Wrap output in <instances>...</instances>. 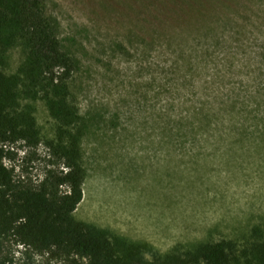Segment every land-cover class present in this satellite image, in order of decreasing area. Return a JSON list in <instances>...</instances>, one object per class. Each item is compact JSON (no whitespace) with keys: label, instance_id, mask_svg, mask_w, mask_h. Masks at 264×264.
<instances>
[{"label":"rangeland","instance_id":"rangeland-1","mask_svg":"<svg viewBox=\"0 0 264 264\" xmlns=\"http://www.w3.org/2000/svg\"><path fill=\"white\" fill-rule=\"evenodd\" d=\"M47 11L75 65L48 91L72 115L23 93L13 106L41 141L6 163L36 182L53 164L44 141L73 142L85 170L75 220L161 253L225 239L242 259L264 239V0H47ZM8 51L6 70L22 69L26 50ZM3 256L70 264L14 242Z\"/></svg>","mask_w":264,"mask_h":264},{"label":"trees","instance_id":"trees-1","mask_svg":"<svg viewBox=\"0 0 264 264\" xmlns=\"http://www.w3.org/2000/svg\"><path fill=\"white\" fill-rule=\"evenodd\" d=\"M16 43L26 50L27 62L22 69L7 71L8 50ZM74 70L47 0H0V264L10 260L3 256L7 242L33 254L65 255L70 264H264V239L242 259H235L234 246L225 239L161 253L147 243L130 242L75 220L85 170L73 142L44 141L53 164L38 181L15 173L6 160L14 159L16 145L35 146L41 138L32 114L15 109L14 103L42 91L51 106L54 103L56 117L64 120L72 115L61 109L64 96L56 91L51 95L48 86H61Z\"/></svg>","mask_w":264,"mask_h":264}]
</instances>
